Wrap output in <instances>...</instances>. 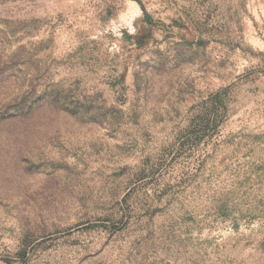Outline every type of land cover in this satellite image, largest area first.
I'll return each mask as SVG.
<instances>
[{
    "label": "rangeland",
    "instance_id": "rangeland-1",
    "mask_svg": "<svg viewBox=\"0 0 264 264\" xmlns=\"http://www.w3.org/2000/svg\"><path fill=\"white\" fill-rule=\"evenodd\" d=\"M0 264H264V0H0Z\"/></svg>",
    "mask_w": 264,
    "mask_h": 264
}]
</instances>
